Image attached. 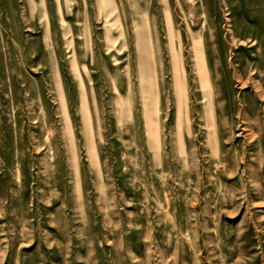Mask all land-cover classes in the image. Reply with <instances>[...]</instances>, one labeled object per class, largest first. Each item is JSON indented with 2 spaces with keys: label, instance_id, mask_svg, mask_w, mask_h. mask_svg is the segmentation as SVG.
Returning <instances> with one entry per match:
<instances>
[{
  "label": "rangeland",
  "instance_id": "rangeland-1",
  "mask_svg": "<svg viewBox=\"0 0 264 264\" xmlns=\"http://www.w3.org/2000/svg\"><path fill=\"white\" fill-rule=\"evenodd\" d=\"M0 264H264V0H0Z\"/></svg>",
  "mask_w": 264,
  "mask_h": 264
}]
</instances>
